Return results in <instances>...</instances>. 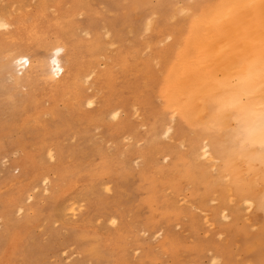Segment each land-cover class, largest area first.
<instances>
[{
  "label": "rangeland",
  "instance_id": "1",
  "mask_svg": "<svg viewBox=\"0 0 264 264\" xmlns=\"http://www.w3.org/2000/svg\"><path fill=\"white\" fill-rule=\"evenodd\" d=\"M131 2L0 0V19L8 22L0 51L28 43L37 60L48 52L42 40L58 39L80 69L93 72L60 94L40 78L35 99L17 106L0 76V264H255L258 253L245 240L264 242V163L230 136L172 114L166 80L178 48L164 58L171 39L143 28L162 17ZM179 15L164 24L176 26ZM117 17L125 24L116 40L107 25ZM237 53L226 52L239 63ZM171 126L172 138L165 134ZM207 141L215 163L197 152ZM238 160L250 177L236 173Z\"/></svg>",
  "mask_w": 264,
  "mask_h": 264
},
{
  "label": "bare ground",
  "instance_id": "2",
  "mask_svg": "<svg viewBox=\"0 0 264 264\" xmlns=\"http://www.w3.org/2000/svg\"><path fill=\"white\" fill-rule=\"evenodd\" d=\"M131 1L132 2L130 4L134 9L151 8L150 14L154 13L155 15H160L162 17V20L159 19L160 21L159 20L155 21L149 18H148L149 20L146 19L147 21L146 22L144 21L143 28H145L144 30L147 32L150 28L155 26V28L158 29L156 30V32L161 34L165 40L171 39V42L168 44V47L164 48L163 50L164 58L167 57V54H169L174 47L175 50L178 48L177 58L174 57L176 58V62L174 63L175 65L173 68V73H171L170 78L166 80L167 90L170 91L172 95V103L174 108L172 114L176 117L182 116L188 123H191V125L192 124L196 125L195 127L201 126L205 128V125L207 124L208 120L211 118L213 114L212 96L220 90L219 84L225 83L227 85V81L229 80V78H232L233 76L232 73H234L235 76V73L237 72L236 69H238L236 67L242 64L250 54L249 53V51H251L250 47L248 48L249 51L247 50V46L249 45L248 44L249 42H248L247 34L244 31L245 28L244 21L243 20L237 22L226 21L220 25L214 24L211 22V18L207 15V13L211 11L210 9H201L199 13H196L194 9H191L194 12L192 16L185 15L184 17H181V15H179L182 11L189 10V6L192 5L215 4L219 2H228V0H154V1L131 0ZM168 8H173V11L170 12V14H167ZM173 15L174 17L176 15L177 16L179 15L181 17V20L176 23V26L172 28H168L166 23L164 24L163 19H166L168 17L170 18ZM135 16L136 15L134 14V18H136ZM6 23L8 24V22ZM124 24H125L124 21L122 20L121 23V20H118V17L117 19L111 20L108 23L107 26L109 27V31L113 33V36L116 40L120 37L119 34L122 29L121 26L123 27ZM236 27L238 30L235 29ZM232 28L238 33L237 32L235 33V31ZM239 28L241 31L239 30ZM139 30L140 28L137 24L131 26L132 32H138ZM239 33L241 37L237 36ZM108 34H106L107 35L106 37H108ZM233 34L234 35L237 34L235 35L237 39L240 37V39L242 38L241 39L242 41L245 40L246 41L245 45H243L244 43L241 42L240 39H239L240 41L238 40L240 44L237 43L238 42L237 39H233L236 40V43L231 41L230 38H232L231 35ZM234 35L233 37L235 38ZM229 40L233 42V44L235 45L238 44L239 46L242 43L241 46L242 48L247 44L248 45L244 47L245 49L243 48L244 50L242 49L243 50L242 53L240 51L241 49H239L238 51L236 50V47L238 48V45L234 47V50L232 51L231 47L233 44L231 45V43H228L230 42ZM58 41H59L58 39H54V40L43 39L42 46L48 52L42 56H38L37 60L35 59L33 53L34 46H31L28 43L12 41L9 43L8 46H6L0 51V53H3V55H1V60H0V76L5 81L9 80L8 82L11 85V87L8 86L9 88L7 89L10 94L9 97L15 106L19 104H23L25 102H31L33 99H35L34 95H32L31 92L32 89L36 88L37 86L36 83L39 81L40 78L44 79L50 85L51 89L54 90V92H56V94H60L72 88L73 86L75 87V83L77 81L79 80L82 81V79L86 80L87 78L89 79V76L93 75L92 74L93 72L89 70L87 71V69L84 68L80 69L76 54L73 52L66 53V49L63 45L62 46L57 45ZM222 41L224 42V44H221ZM217 42H221L220 43L221 45H218ZM214 43H216L215 44L216 46L214 45ZM162 44L164 43L162 42ZM226 44L228 45L230 44V48L229 46L228 47L225 46ZM147 45H145V47ZM216 47H219L220 49L218 48L216 49ZM147 48L149 47L147 46ZM214 49L218 50V52L215 51ZM228 50H231L229 52H233L234 54L229 53ZM235 50L238 53L240 52V54L236 52L238 54L237 55L238 59L240 58L239 55L242 54L241 55L242 60L241 59L238 60L236 58L237 61H239V63L234 62L233 60L231 61V59L227 57L229 55L226 54L227 52L228 54L235 56L236 54L234 52ZM245 50L246 53H248L247 55L244 54ZM221 51L222 52L226 51L225 53L223 52L222 58L220 55L222 54ZM134 52L136 53L137 50L135 49ZM134 52L130 54V57L131 55L134 56ZM215 52L217 53L216 55L220 57L217 58ZM215 57L217 58V60L221 58L222 62L225 61V64L224 62L222 63L221 61L218 63L217 60H215L216 59ZM227 58L230 59L229 60L230 62L228 61ZM215 61L219 64L220 68L218 67V64H214L216 63ZM221 63L222 66H224L227 71H225V69L221 70L222 69V67L220 66ZM230 63L232 65H235V68H233L234 66L230 67L231 66L229 65ZM215 65H217V67ZM226 66L228 67V69L226 68ZM231 70L232 73L230 72ZM219 72L220 74L221 73L222 74L220 75ZM217 74H219L220 77L222 78L218 77L216 79ZM226 76L229 78H227ZM223 78H225L224 81ZM221 79L223 82L218 81ZM230 80L228 81V84L231 83ZM24 89H30V91L28 93H24L23 92ZM75 98H80V94L77 93V97L75 96ZM87 104H89L88 101ZM111 106L112 105L107 103V109H109ZM109 112L112 116L116 117L119 111L117 112L116 109L114 110L111 109ZM107 114L110 115L109 113ZM176 117H175V121L177 120ZM173 121L169 122V125L175 124L173 123ZM231 123H232L231 119L229 118V120L225 124V127L231 128L232 127ZM232 124H233V128L237 127L236 124L234 123ZM118 127L125 128V125L122 124ZM172 129L173 128L171 126L168 129H166L165 130L166 133L165 132L164 133L170 135L172 133ZM220 135L224 139L229 138L228 135L225 134H220ZM169 137L172 138V135H170ZM200 150H202V153L201 154L196 153V155L199 154V157L203 155L206 159H208V161L215 163L216 156L210 141H207L206 144H203L201 149L199 148V151L197 152H200ZM248 150L252 158H255L257 161L262 162L259 159V152L257 149L248 148ZM236 171H237L236 173L240 176H247V177L251 176V170L242 160L237 161ZM43 180L45 181L46 178ZM227 185H228V189H227L228 192L229 193L232 192L234 190L233 187L230 184ZM31 198H32L31 196L28 197V199ZM253 200H254L253 203H256L257 207L261 208L259 200L258 199L256 200V198H254ZM22 209L23 207L22 205H20L18 211L21 212ZM257 238H258L257 236L253 238H247L245 240V248L248 250L257 251L258 258L255 264H264V253H261L262 251H264V242H262L261 239L257 240ZM93 253L96 254L99 252L97 251V249H93Z\"/></svg>",
  "mask_w": 264,
  "mask_h": 264
},
{
  "label": "snow or ice",
  "instance_id": "3",
  "mask_svg": "<svg viewBox=\"0 0 264 264\" xmlns=\"http://www.w3.org/2000/svg\"><path fill=\"white\" fill-rule=\"evenodd\" d=\"M191 9L196 13L210 9L207 15L217 25L226 21H244L250 54L238 66L230 84H219L220 90L212 96L213 114L205 130L230 136L240 150L257 149L259 159L264 162V0L192 5L180 15L192 16L194 12ZM7 27L8 24L0 19V29ZM229 118L237 127H225Z\"/></svg>",
  "mask_w": 264,
  "mask_h": 264
}]
</instances>
